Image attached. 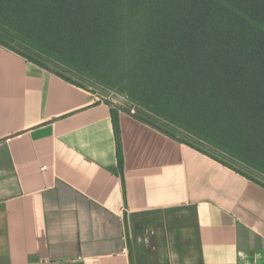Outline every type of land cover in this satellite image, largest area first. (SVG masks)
I'll use <instances>...</instances> for the list:
<instances>
[{"label": "crops", "instance_id": "0c3cea01", "mask_svg": "<svg viewBox=\"0 0 264 264\" xmlns=\"http://www.w3.org/2000/svg\"><path fill=\"white\" fill-rule=\"evenodd\" d=\"M98 98L0 45V264H143L131 222L177 209L198 264H264V186Z\"/></svg>", "mask_w": 264, "mask_h": 264}, {"label": "trees", "instance_id": "16d2710c", "mask_svg": "<svg viewBox=\"0 0 264 264\" xmlns=\"http://www.w3.org/2000/svg\"><path fill=\"white\" fill-rule=\"evenodd\" d=\"M0 32L55 53L264 175V0H0ZM55 35L77 54L51 47ZM0 45L46 68L1 37ZM111 114L121 169L114 109ZM134 117L264 186L189 140Z\"/></svg>", "mask_w": 264, "mask_h": 264}, {"label": "rangeland", "instance_id": "374dc122", "mask_svg": "<svg viewBox=\"0 0 264 264\" xmlns=\"http://www.w3.org/2000/svg\"><path fill=\"white\" fill-rule=\"evenodd\" d=\"M4 41L22 53H26L42 64L50 71L70 79L72 82L86 86L98 96L108 98L120 109H135V114L158 127L168 131L180 139L189 140L197 147L215 157L240 169L257 181L264 184V175L256 173L241 165L236 159L210 144L206 139H199L194 135L168 124L163 119L153 115L144 107L139 105L127 93L119 91V88L108 86L100 81L87 77L81 71L66 64V61L59 59L55 53L44 52L33 44L15 38L11 34L0 32ZM48 44L56 47L57 51L66 56V52L73 56L77 50L73 47H66V41L55 35L50 37ZM86 54V51H84ZM86 57V56H85ZM192 219L185 217L182 209L159 211L146 215L137 216L131 222V236L135 248L136 261L143 264H198L194 240L190 244L189 232ZM144 243V249L138 245ZM138 249V254H137Z\"/></svg>", "mask_w": 264, "mask_h": 264}, {"label": "built area", "instance_id": "2783aa9c", "mask_svg": "<svg viewBox=\"0 0 264 264\" xmlns=\"http://www.w3.org/2000/svg\"><path fill=\"white\" fill-rule=\"evenodd\" d=\"M99 101H108V98H104V97H100L99 96ZM120 109V108H119ZM121 110H124V109H121ZM125 111L127 112V113H129L130 115H132V116H135V109L134 108H131V109H125ZM43 170H44V168H43Z\"/></svg>", "mask_w": 264, "mask_h": 264}]
</instances>
